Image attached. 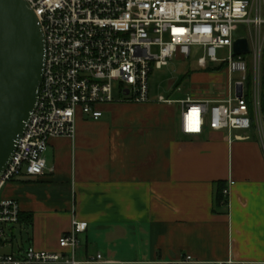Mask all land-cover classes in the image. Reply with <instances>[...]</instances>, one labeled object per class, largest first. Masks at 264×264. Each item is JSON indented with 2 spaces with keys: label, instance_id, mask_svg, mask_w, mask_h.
Segmentation results:
<instances>
[{
  "label": "crops",
  "instance_id": "obj_1",
  "mask_svg": "<svg viewBox=\"0 0 264 264\" xmlns=\"http://www.w3.org/2000/svg\"><path fill=\"white\" fill-rule=\"evenodd\" d=\"M205 71L188 76L187 96L225 98L228 83ZM102 111L99 121L78 117L74 139L50 140L42 176L2 188L19 205L25 236L12 252H59L75 219L87 224L79 262L264 264V128L184 136L177 105L116 102Z\"/></svg>",
  "mask_w": 264,
  "mask_h": 264
},
{
  "label": "built area",
  "instance_id": "obj_2",
  "mask_svg": "<svg viewBox=\"0 0 264 264\" xmlns=\"http://www.w3.org/2000/svg\"><path fill=\"white\" fill-rule=\"evenodd\" d=\"M35 14L45 42V63L38 101L3 175L0 192L19 177H40L44 155L52 139H74L76 121H99L102 108L121 102L177 105L180 131L201 136L206 130L247 131L264 128V103L259 88L264 50V0H25ZM248 29V37L241 29ZM245 39L252 73L251 105L246 101L248 64L233 54V43ZM192 48L203 57L198 67L224 65L228 92L223 99L152 100L148 79L174 60L186 61ZM227 50L228 57L217 58ZM237 75L236 79L232 76ZM180 92L181 89L177 88ZM240 93V96L238 94ZM230 181L222 190L229 197ZM16 201L0 197V264H93L97 256L79 262V236L87 229L75 219L58 240L57 253L32 247L12 250L9 226L19 222ZM186 257L184 263H189ZM224 264H236L226 262Z\"/></svg>",
  "mask_w": 264,
  "mask_h": 264
},
{
  "label": "water",
  "instance_id": "obj_3",
  "mask_svg": "<svg viewBox=\"0 0 264 264\" xmlns=\"http://www.w3.org/2000/svg\"><path fill=\"white\" fill-rule=\"evenodd\" d=\"M248 52L245 39L233 43L235 56ZM44 63L43 33L29 5L0 0V177L35 110Z\"/></svg>",
  "mask_w": 264,
  "mask_h": 264
},
{
  "label": "rangeland",
  "instance_id": "obj_4",
  "mask_svg": "<svg viewBox=\"0 0 264 264\" xmlns=\"http://www.w3.org/2000/svg\"><path fill=\"white\" fill-rule=\"evenodd\" d=\"M240 29V35L248 37V29L243 28V26H240ZM202 57L203 55L200 48H192L189 60H174L160 70L152 69L148 79L150 97L156 99L157 97L162 96L165 99L180 100L184 99L187 95H191L193 84L188 76L191 74L206 72L198 67V60ZM227 57V50L217 51V58L219 60L226 59ZM210 74H215L218 79L220 78L221 85H227V73L218 71ZM237 77V75L232 76L233 79H236ZM177 88H180L181 91L178 92ZM8 229H11V232L9 231L8 234L10 235V238H12L13 247L12 250H8L7 252H12L16 249V245L20 246L23 244L26 246L25 236L21 235L18 225L9 226Z\"/></svg>",
  "mask_w": 264,
  "mask_h": 264
},
{
  "label": "trees",
  "instance_id": "obj_5",
  "mask_svg": "<svg viewBox=\"0 0 264 264\" xmlns=\"http://www.w3.org/2000/svg\"><path fill=\"white\" fill-rule=\"evenodd\" d=\"M244 58L247 60V64H248L247 79H246V87H247L246 101L250 109V112H252V105H251L252 73H251L250 55L246 54L244 55ZM221 70H225L224 65L218 66L217 68L209 69L207 71L218 72ZM259 88H260V94H261V102L264 103V50L262 53V59H261V64H260Z\"/></svg>",
  "mask_w": 264,
  "mask_h": 264
}]
</instances>
